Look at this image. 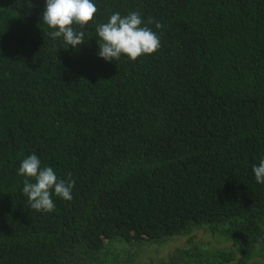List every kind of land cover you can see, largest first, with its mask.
I'll list each match as a JSON object with an SVG mask.
<instances>
[{
  "label": "trees",
  "instance_id": "16d2710c",
  "mask_svg": "<svg viewBox=\"0 0 264 264\" xmlns=\"http://www.w3.org/2000/svg\"><path fill=\"white\" fill-rule=\"evenodd\" d=\"M93 3L73 49L45 0H0V264H264V0ZM133 11L159 50L105 61L96 27ZM32 154L74 181L52 212L22 192Z\"/></svg>",
  "mask_w": 264,
  "mask_h": 264
},
{
  "label": "clouds",
  "instance_id": "9594fccd",
  "mask_svg": "<svg viewBox=\"0 0 264 264\" xmlns=\"http://www.w3.org/2000/svg\"><path fill=\"white\" fill-rule=\"evenodd\" d=\"M98 9L93 0H45L44 11L41 15L43 24L53 29L48 35L53 39L63 37V41L73 49L84 42L83 29L94 21ZM149 24L153 23L151 20ZM144 22L138 12H129L125 16L120 13L110 15L108 21L96 27L98 37V55L105 61H116L121 56L135 61L142 55L157 52L161 46L160 36ZM76 26V27H74ZM155 27L160 29L161 24ZM255 181L264 184V159L258 166L252 168ZM17 175L23 176V194L27 197L30 207L37 212H52L55 204L52 194L63 200L72 199L74 181L58 179L51 167H41V161L35 155L23 159ZM34 181V182H33Z\"/></svg>",
  "mask_w": 264,
  "mask_h": 264
},
{
  "label": "rangeland",
  "instance_id": "374dc122",
  "mask_svg": "<svg viewBox=\"0 0 264 264\" xmlns=\"http://www.w3.org/2000/svg\"><path fill=\"white\" fill-rule=\"evenodd\" d=\"M201 236H203L201 232H196L194 234L195 238H198ZM181 245H183V239L182 238L181 239L176 238L174 240H171L168 243H166L165 245L157 248L156 256H166L169 251H172V250L176 249L177 247H180Z\"/></svg>",
  "mask_w": 264,
  "mask_h": 264
}]
</instances>
